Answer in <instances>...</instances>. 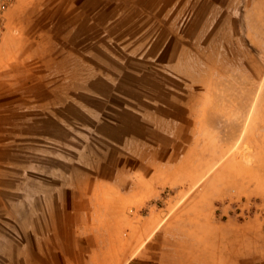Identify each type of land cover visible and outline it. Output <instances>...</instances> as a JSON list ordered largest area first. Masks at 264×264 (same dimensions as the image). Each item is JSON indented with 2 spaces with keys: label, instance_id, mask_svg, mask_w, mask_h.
I'll use <instances>...</instances> for the list:
<instances>
[{
  "label": "rangeland",
  "instance_id": "1",
  "mask_svg": "<svg viewBox=\"0 0 264 264\" xmlns=\"http://www.w3.org/2000/svg\"><path fill=\"white\" fill-rule=\"evenodd\" d=\"M263 55L264 0H0V264L50 256L54 210L46 195L51 200L55 184L65 180L54 170L56 153L22 136L32 124L23 126L28 113L21 110L84 98L92 78L129 82L139 73L142 81L173 86L174 114L189 125L190 146L183 164L174 165L180 180L190 182L184 191L189 201H175L171 210H194L192 195L202 190L214 199L213 222L245 228L239 243L251 244L255 263L261 261ZM246 178L254 179L252 195ZM109 219L113 232L116 219ZM160 223L153 239L159 248L166 241L165 217ZM84 235L78 234L79 246Z\"/></svg>",
  "mask_w": 264,
  "mask_h": 264
},
{
  "label": "crops",
  "instance_id": "2",
  "mask_svg": "<svg viewBox=\"0 0 264 264\" xmlns=\"http://www.w3.org/2000/svg\"><path fill=\"white\" fill-rule=\"evenodd\" d=\"M2 66L4 60L0 70ZM140 76L129 82L92 78L84 98H70L47 109L37 104L21 110L28 113L22 118L23 126L26 120L32 124V130L22 136L39 140L38 148L52 149L54 170L64 172L65 179L55 184L53 199L46 195L54 210L48 216L54 219V227L48 232L57 244L49 247L52 253L47 259L41 253L31 254L21 264H264V258L255 263L251 244L243 248L239 243L245 228L213 222L214 199L207 200L202 190L192 195L197 203L194 210L190 206L171 210L175 201L188 198L184 191L190 182L180 180L174 165L183 164L180 160L190 146L189 125L174 114L173 86L167 82L158 86ZM177 106L180 111L187 109ZM261 142L264 146V136ZM243 185L250 192L247 195L254 193V179L246 178ZM163 217L166 241L159 248V241L153 239ZM184 217L194 220L178 221ZM109 218L119 224L113 232ZM80 226L86 227L84 233ZM111 233L120 246L111 245ZM118 233L122 238H116ZM78 234H85L81 246ZM162 246L164 253L159 252Z\"/></svg>",
  "mask_w": 264,
  "mask_h": 264
}]
</instances>
